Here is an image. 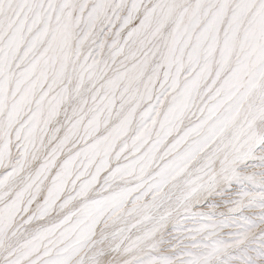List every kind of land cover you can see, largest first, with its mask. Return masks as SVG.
Returning a JSON list of instances; mask_svg holds the SVG:
<instances>
[{
  "label": "snow or ice",
  "instance_id": "snow-or-ice-1",
  "mask_svg": "<svg viewBox=\"0 0 264 264\" xmlns=\"http://www.w3.org/2000/svg\"><path fill=\"white\" fill-rule=\"evenodd\" d=\"M0 264H264V0H0Z\"/></svg>",
  "mask_w": 264,
  "mask_h": 264
}]
</instances>
